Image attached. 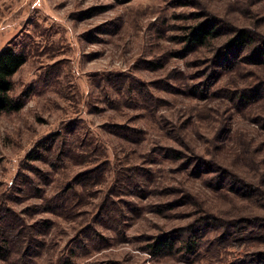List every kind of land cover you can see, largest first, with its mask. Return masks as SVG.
Here are the masks:
<instances>
[{
  "label": "rangeland",
  "instance_id": "rangeland-1",
  "mask_svg": "<svg viewBox=\"0 0 264 264\" xmlns=\"http://www.w3.org/2000/svg\"><path fill=\"white\" fill-rule=\"evenodd\" d=\"M196 1L235 13L229 0H0V34H15L31 52L15 76L16 92H31L27 103L0 118V223L12 220L24 233L0 264H223L227 257L226 264H253L241 246L218 257L207 225L192 252L152 249L162 231L178 237L194 218V208L157 211L171 197L186 205L165 194V184L186 174L189 187L219 201L208 196L211 179L180 172L185 166L161 150L169 122L188 123L199 146L212 131L264 133L254 112L234 110L228 120L221 109V125L224 99L185 89L203 64L179 56L174 36L192 22ZM220 64L223 82L231 74ZM201 149L211 157L207 140ZM69 185L72 200L58 212L54 194Z\"/></svg>",
  "mask_w": 264,
  "mask_h": 264
},
{
  "label": "trees",
  "instance_id": "trees-1",
  "mask_svg": "<svg viewBox=\"0 0 264 264\" xmlns=\"http://www.w3.org/2000/svg\"><path fill=\"white\" fill-rule=\"evenodd\" d=\"M253 1L229 0L227 8L235 12L231 14L223 11L220 14L218 9L196 1V9L189 17L192 22L183 25L181 33L174 38L180 45L179 56L191 53L197 64H203L194 77L195 83H187L185 89L191 90L192 95L200 99L223 98L226 106L216 110L221 125L225 123V118L220 117L221 109L227 110L228 120L234 116V110H239L249 115L254 112L255 122L264 129V0ZM16 39L13 38L0 51V118L4 114L21 111L31 93L27 89L16 92L15 76L31 54L27 44L20 45ZM218 63L223 65L225 73L231 74L223 82V72L215 69ZM250 65L254 68L250 69ZM249 78L259 79L248 81ZM188 128V123L170 121L168 137L160 140V148L171 161L179 162L180 167L185 166L180 172L190 169L194 176L211 179L208 196H216L219 201H209L206 195L189 187L185 182L186 174L179 184H165L164 193L171 194L186 205L184 208L174 206L171 197L156 203L159 213L171 214L175 209L180 213L187 209L192 212L193 208L195 213L190 215H194L192 221L178 229V237L172 238L171 234L163 231L158 234L152 249L163 253L180 246L178 250L192 252L201 236L198 233L200 227L207 225V236L219 246L216 250L218 257L221 254L234 255L233 251L224 249L241 246L244 249L240 251L248 257V262L264 264V133L260 132L257 137L254 131H212L215 134L213 139L204 136L201 145L204 146L207 140L212 153L209 157L203 153L201 146L193 143ZM152 156L157 158L156 153ZM136 176H140L138 167L134 172ZM153 181L155 187L161 184L156 179ZM71 188L72 185L69 189L61 186L54 194L56 211L61 212L57 208L64 211L67 202L72 200ZM37 191L45 204L53 199L46 196L42 188ZM182 232L191 235L182 237L185 235ZM23 234L12 220L0 223L1 258H6L4 254H9L14 248L19 249V240L24 244ZM219 260L223 264L231 261L228 257Z\"/></svg>",
  "mask_w": 264,
  "mask_h": 264
},
{
  "label": "crops",
  "instance_id": "crops-1",
  "mask_svg": "<svg viewBox=\"0 0 264 264\" xmlns=\"http://www.w3.org/2000/svg\"><path fill=\"white\" fill-rule=\"evenodd\" d=\"M13 38H15V34L3 35L0 34V51L5 47Z\"/></svg>",
  "mask_w": 264,
  "mask_h": 264
}]
</instances>
